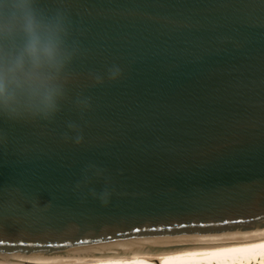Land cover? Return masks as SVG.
<instances>
[{
  "label": "water",
  "instance_id": "1",
  "mask_svg": "<svg viewBox=\"0 0 264 264\" xmlns=\"http://www.w3.org/2000/svg\"><path fill=\"white\" fill-rule=\"evenodd\" d=\"M74 58L48 118H0V260L264 241V0H36Z\"/></svg>",
  "mask_w": 264,
  "mask_h": 264
},
{
  "label": "clouds",
  "instance_id": "2",
  "mask_svg": "<svg viewBox=\"0 0 264 264\" xmlns=\"http://www.w3.org/2000/svg\"><path fill=\"white\" fill-rule=\"evenodd\" d=\"M74 58L66 19L36 0H0V118H48Z\"/></svg>",
  "mask_w": 264,
  "mask_h": 264
},
{
  "label": "bare ground",
  "instance_id": "3",
  "mask_svg": "<svg viewBox=\"0 0 264 264\" xmlns=\"http://www.w3.org/2000/svg\"><path fill=\"white\" fill-rule=\"evenodd\" d=\"M0 264H264V241L156 252L105 253L53 260H0Z\"/></svg>",
  "mask_w": 264,
  "mask_h": 264
}]
</instances>
